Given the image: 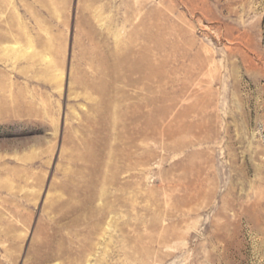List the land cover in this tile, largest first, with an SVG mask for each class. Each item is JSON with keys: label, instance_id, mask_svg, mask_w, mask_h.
Masks as SVG:
<instances>
[{"label": "rangeland", "instance_id": "374dc122", "mask_svg": "<svg viewBox=\"0 0 264 264\" xmlns=\"http://www.w3.org/2000/svg\"><path fill=\"white\" fill-rule=\"evenodd\" d=\"M0 264H264V0H0Z\"/></svg>", "mask_w": 264, "mask_h": 264}]
</instances>
